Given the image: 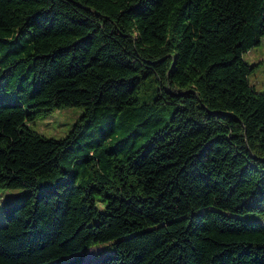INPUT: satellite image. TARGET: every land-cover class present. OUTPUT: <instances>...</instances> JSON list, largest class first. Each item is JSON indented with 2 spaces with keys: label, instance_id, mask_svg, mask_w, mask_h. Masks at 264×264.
Instances as JSON below:
<instances>
[{
  "label": "trees",
  "instance_id": "16d2710c",
  "mask_svg": "<svg viewBox=\"0 0 264 264\" xmlns=\"http://www.w3.org/2000/svg\"><path fill=\"white\" fill-rule=\"evenodd\" d=\"M262 37L264 0H0V264H264Z\"/></svg>",
  "mask_w": 264,
  "mask_h": 264
},
{
  "label": "rangeland",
  "instance_id": "374dc122",
  "mask_svg": "<svg viewBox=\"0 0 264 264\" xmlns=\"http://www.w3.org/2000/svg\"><path fill=\"white\" fill-rule=\"evenodd\" d=\"M244 60L253 67L254 70L248 76L250 86L257 92L264 91V37L258 45L253 46L244 54ZM83 107L71 106L57 108L48 115H39L30 125L39 133L60 139L66 136L73 128L74 123L84 113ZM27 188H0V226L5 225L4 206L9 202L20 201L24 196L29 194ZM106 201L102 196H97V207L100 211L104 210ZM240 218L247 221L259 222L264 224V206L261 211H250L244 214H237ZM108 249V250H107ZM107 250V251H106ZM109 251L108 244L94 246L86 251L84 264H95L99 258Z\"/></svg>",
  "mask_w": 264,
  "mask_h": 264
}]
</instances>
